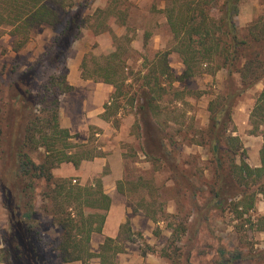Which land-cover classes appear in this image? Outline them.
<instances>
[{
	"label": "trees",
	"instance_id": "1",
	"mask_svg": "<svg viewBox=\"0 0 264 264\" xmlns=\"http://www.w3.org/2000/svg\"><path fill=\"white\" fill-rule=\"evenodd\" d=\"M241 2L170 0V5L163 9L174 39L172 51L179 55L186 67L184 78L194 77L205 68L212 75L222 69L228 72L227 91L209 103V125L200 133L202 141L199 143L209 146L218 164L217 181L211 188L212 197L207 203L200 204L198 193L201 190L179 167L171 150L175 142H167L163 132L157 129L154 135L149 130L152 116L161 113L158 103L168 92L167 86L172 87L177 81L168 62V52H158L153 60L146 61L141 85L134 92L138 97L131 99V105L136 103V112L144 125L146 155L162 161L175 182L191 197L190 204L196 219L191 224L192 234L188 241H196V244L203 223L209 221V213L213 210L224 211L225 206L232 203H228V199L241 197L234 204V212L238 218H242L254 209L257 196H264V145L261 166L252 167L243 160L237 162L236 156L243 151L242 142L238 136L229 134L235 132L230 125L233 124L237 99L242 92L261 82L264 84V59L255 48L264 44V18L251 22L246 28L245 37H242L235 21ZM85 8L77 0H0V33L13 38L12 50L18 53L32 40L36 28H50L57 34L53 41L54 50L50 49V52L54 56V64H58L66 57L83 24L87 22ZM213 10L218 11V17L213 16ZM116 12L115 6H108L93 14V32L96 35H110L114 46L91 60L85 56L81 65L82 79L102 82L115 89L104 108L103 118L108 120L120 112L122 101L132 89L127 70L131 41L127 36L114 34L107 22L113 17L123 18L121 25L127 27L126 14L122 12L118 15ZM89 62H93L92 68ZM234 75L239 77L241 88L236 85ZM30 83L31 80H14L5 93L3 105L0 100V163L3 160L0 184L5 196L4 207L9 215L8 231L0 247V264H11L15 259L19 264H49L42 258L43 247L34 242L41 239V226L36 219V198L37 188L42 184L45 190L39 194L43 200L41 209L60 230V238L54 249L61 262L89 264L93 258H98L100 264H118L117 255L125 251L118 243L119 238L106 237L97 254L91 249L92 236L103 232L111 207V198L104 192L102 183L98 181L97 186L93 187L76 186L72 179L58 178L56 175L63 164H72L78 169L83 161L94 158L90 150L73 151L76 146L69 143L73 135L60 124L59 98L73 91L74 87L66 79L52 82V88H55L50 94L53 97L52 108L44 109V117H41L35 110L39 104L35 102L38 95H33ZM250 122L253 134L264 136L261 131L264 129V89L250 114ZM40 147L46 150L47 155L42 163L37 164L28 149ZM118 191L124 193L120 187ZM144 212L159 225L162 217L158 216L157 211L145 206ZM262 219L258 224L260 231H264ZM172 229V243L179 235L188 232L184 225ZM159 233L157 228L155 235ZM123 234L128 236V241H133L129 221L120 229V235ZM155 253L154 247L144 244L143 255ZM261 254L264 257V251ZM161 255L169 254L162 250ZM220 255L217 264H234L243 259L240 252L231 257L224 252Z\"/></svg>",
	"mask_w": 264,
	"mask_h": 264
},
{
	"label": "rangeland",
	"instance_id": "2",
	"mask_svg": "<svg viewBox=\"0 0 264 264\" xmlns=\"http://www.w3.org/2000/svg\"><path fill=\"white\" fill-rule=\"evenodd\" d=\"M77 2L86 6L84 16L87 22L83 24L80 35L77 36L66 57L58 64H54L52 55L53 41L57 34L50 28H36L32 40L18 53L12 50L13 38L8 34L0 33L1 104H4L5 93L14 80L25 79L27 82L31 80V91L33 95H38L35 102L38 101L39 104L35 110L38 115L44 117V109L52 108L53 97L50 94L55 88H52L51 83L62 82L63 79L68 82L71 68L74 70L71 81L78 83L83 80L84 83L60 96V122L65 127L64 124H69L70 119L73 118L69 129L73 135L69 143L76 146L73 151L90 150L94 158L85 160L87 162L79 175H72L74 174L72 164H64L58 169L57 176L72 179L74 185L83 187L97 186V182L100 181L112 194L116 192L115 202L126 206L124 224L129 221L133 233V241H128L126 239L128 236L123 234L115 238H119L118 243L124 249L131 247L133 253L136 252L137 246L142 250L144 244H148L143 236L147 229L146 223L151 221L154 225V233L157 228L160 232L158 236L155 235L158 237L154 246L157 251L155 254L167 264H217L221 252L227 257L240 252L243 259L234 264H264L263 253L260 255V252L264 251V231H260L258 225L259 220L264 216V196L259 194L254 209L244 214L242 218H238L234 212V204L241 197L228 199V203H232L227 204L224 211L213 210L209 213L208 223H203L200 229L198 244L196 241L189 242L188 238L192 234L191 224L196 219V213L190 204L191 197L175 182L170 170L162 161L157 157L146 155L144 125L136 112V103L133 102L131 105L134 92L139 89L146 72V61L153 60L158 52H168V62L177 81L172 87L167 86L168 92L158 103L161 113L152 116V126L149 130L154 135L157 129L163 132L167 142L169 140L175 142L171 150L178 165L190 181L201 190L198 198L200 204H205L212 197L211 188L217 181L218 164L209 146L199 143L202 141L200 133L209 125V103L227 91L229 84L227 70L222 69L212 75L210 70L205 68L202 73L194 77L189 79L183 77L186 67L179 55L172 51L174 39L163 13V9L170 5V0H77ZM108 6H115L118 15L122 12L126 14L127 27L121 25L123 18L113 17L107 22L114 34L119 37L127 36L131 41L127 70L131 76L129 84L132 85V89L122 101V108L115 117H111L110 120L101 118L102 120H98L100 123L93 124L90 123L91 121H86L80 112L83 113L84 104L85 106L87 104L86 107L84 106L85 113L93 109V93L96 86L102 82L82 79L81 65L85 56L91 60L93 56L105 54L114 46L110 35L107 33L96 35L92 28L95 26L92 19L95 11L106 9ZM239 7V15L235 21L240 28V35L245 37L247 26L259 18H264V0H242ZM212 14L218 17L219 13L213 10ZM255 48L260 51L264 59V44ZM92 65L93 62H89L90 68ZM234 79L236 85L241 88L239 77L234 75ZM86 81L90 83L85 85ZM263 89L264 84L261 82L242 92L236 101L233 124L230 125V129L235 132L229 134L238 136L243 146V151L236 156L237 162L243 160L252 167L261 166L264 136L253 134L250 114ZM63 116L65 117L62 120ZM261 131L264 132V129ZM152 141L157 145L155 139ZM59 148L62 146L59 145ZM28 153L37 164L42 163L47 155L42 147L29 148ZM116 156L122 159L119 165ZM2 165L3 160L0 163L1 167ZM118 173L122 176L116 179ZM44 186L42 184L37 188L36 219L41 226V239L40 242L36 239L34 242L43 247L42 258L46 262L63 264L54 249L60 238V230L52 222L51 217L41 209L43 200L39 194L45 190ZM118 187L123 189L124 193H120ZM4 201L5 196L0 184V247L3 246L2 240L8 231L9 222ZM145 206L147 208L151 206L152 210L157 211L158 216L162 217L159 225L145 215ZM115 215L117 216L116 213ZM132 219L138 220L137 223L141 228L139 231H133ZM171 225L172 228L184 225L188 234L179 235L172 243ZM101 238L102 235H97L95 244ZM162 250L169 255L162 256ZM126 254L127 252L124 251L117 255L118 264H120L119 257L122 259ZM97 259L94 258L89 264H97ZM11 264H19V262L15 259Z\"/></svg>",
	"mask_w": 264,
	"mask_h": 264
},
{
	"label": "crops",
	"instance_id": "3",
	"mask_svg": "<svg viewBox=\"0 0 264 264\" xmlns=\"http://www.w3.org/2000/svg\"><path fill=\"white\" fill-rule=\"evenodd\" d=\"M111 49H113V47L110 48V50ZM110 50H108V51H110ZM80 63H81V61H80ZM73 71L74 70H72L70 68V71H69L70 72V78H71V74ZM70 78H68V82L72 87H74V89L76 87H78V85H80L82 82L84 83L83 80H80L81 82L79 81L78 83H74L73 81H71ZM89 83H90L89 81H86L85 85L89 84ZM96 87L97 88L94 91V93H93L94 95L92 97L93 106H94L93 109L89 110L90 111L89 113L88 112L85 113V111H86L84 108L85 104L83 103L84 104L83 109L85 111L83 110V113L80 112L82 117L85 118L86 121H88V122L91 121L90 123H93V124L100 123L98 120H102L101 118H103V115L105 113V109H104L105 104L109 101L111 95L115 91L114 87H112L111 85L103 84V83L98 84ZM86 106H87V104H86ZM64 117L65 116L62 117V120L64 119ZM87 119H89V120H87ZM72 121H73V118L70 119L69 124H67V123L64 124L65 127H63L62 125L61 126L63 128H66L69 130V129H71ZM60 124H61V122H60ZM87 126H88V124H87ZM119 161H120V163H119ZM121 161H122V159L117 158V156H116L117 165L121 164ZM86 162L87 161H83L81 163V165L79 167L80 171L72 165L73 170H74V174H72V175H79L80 172L82 171L83 165ZM255 167H259V166L255 165ZM57 171H56V175H57ZM95 173L98 174V172H95ZM121 176L122 175H119V173H118V175H116V179L121 178ZM62 177H64V176H62ZM106 188L107 187L105 185L103 187V189H104V192L106 194H108L111 198V207H110L108 216L106 218V222H105V225L103 228V232L101 234H94L92 236L91 249H92V252L94 254H97L99 252L100 246L103 244L106 237L114 238V239L117 238L120 235V229H121L122 224H124L126 222V219H125L126 206L124 204L116 203L115 202L116 192H113V194H112L111 191L107 190ZM114 191H115V188H114ZM119 197H122V196H119ZM115 213L117 214V216L115 215ZM137 221L138 220H136V219H132V221H131L133 231H137V230L139 231V229H141L139 224L137 223ZM146 226H147V229L145 230L146 232H144L143 236L145 239H147V243L149 245H151L152 247H154L156 244V241L158 240V237H156L155 233H154V225L152 224L151 221H148L146 223ZM97 235H102V238L98 243L95 244V242H96L95 237ZM125 251L127 252L125 257H122V259H121V257H119L120 258V264H167L164 261V259H162L160 256H157L156 254H147L146 256L143 255L142 250H140L139 246H137L136 252H134V253L131 251V247L130 248L127 247L125 249ZM97 260H98L97 264H100V260L99 259H97ZM66 264H82V263L81 262H74V263H66Z\"/></svg>",
	"mask_w": 264,
	"mask_h": 264
}]
</instances>
